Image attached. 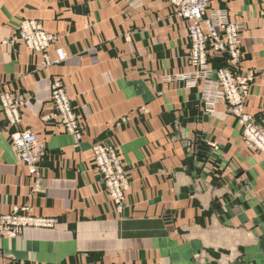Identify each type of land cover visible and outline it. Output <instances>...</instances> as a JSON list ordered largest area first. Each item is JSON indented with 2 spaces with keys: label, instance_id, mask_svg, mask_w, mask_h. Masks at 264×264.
Returning a JSON list of instances; mask_svg holds the SVG:
<instances>
[{
  "label": "crops",
  "instance_id": "crops-1",
  "mask_svg": "<svg viewBox=\"0 0 264 264\" xmlns=\"http://www.w3.org/2000/svg\"><path fill=\"white\" fill-rule=\"evenodd\" d=\"M215 10L244 28L239 73L255 78L246 111L264 127V0H213ZM29 20L52 36L50 59L59 47L67 52L62 64L45 68L41 55L14 41ZM187 27L166 0H0V216L27 206L31 216L57 221L1 238L0 264H264V162L244 148L225 105L207 114L202 83L189 89L178 79L194 72L183 62ZM56 79L78 116L80 141L55 117ZM3 94L23 101L19 127L1 108ZM17 130L43 147L34 173L11 149ZM112 138L132 185L121 215L93 161V147ZM184 141L205 165L194 157L183 165ZM210 143L248 165L226 168L215 183Z\"/></svg>",
  "mask_w": 264,
  "mask_h": 264
},
{
  "label": "built area",
  "instance_id": "built-area-1",
  "mask_svg": "<svg viewBox=\"0 0 264 264\" xmlns=\"http://www.w3.org/2000/svg\"><path fill=\"white\" fill-rule=\"evenodd\" d=\"M212 2L213 0H187L177 3L181 5L180 15L189 24L186 62L194 69V72L183 76L182 81L190 89H194L200 82L205 84V92L214 94L215 100L233 101L241 94H245L246 98L254 78L252 75L242 77L239 73L242 62L241 33L244 28L241 24L233 22L226 10L210 11ZM14 41L24 43L30 50L41 55L45 68L60 65L68 58V54L61 47L56 49L55 59L48 57L47 50L53 42L52 37L43 31L37 21H23ZM216 61L219 63L218 67L214 66ZM51 101L55 108V117L59 119L65 131L78 139L82 137L78 116L60 80L52 82ZM22 102V99L12 98L9 94L1 96V108L13 126L19 127L21 124L19 109ZM242 123L246 125L245 136L248 143L264 150V133L253 126L248 116H243ZM10 139L17 158L24 165L33 168L42 152L36 134L29 130H17L10 134ZM98 167L101 170L103 163L100 162ZM105 180L116 203H121L126 187L122 188L119 179ZM8 224L3 232L15 236L25 226L52 228L55 221L13 216L8 219Z\"/></svg>",
  "mask_w": 264,
  "mask_h": 264
},
{
  "label": "rangeland",
  "instance_id": "rangeland-1",
  "mask_svg": "<svg viewBox=\"0 0 264 264\" xmlns=\"http://www.w3.org/2000/svg\"><path fill=\"white\" fill-rule=\"evenodd\" d=\"M170 7L172 8V13L177 15L180 18H183L180 15V7L181 5H177L179 2H185L187 0H166ZM184 19V18H183ZM185 20V19H184ZM187 22V20H185ZM187 26H189L187 22ZM188 29V27H187ZM183 62L186 64V56L183 58ZM189 75V74H182L179 75L178 79L182 81L183 76ZM241 76V75H240ZM217 77H215L214 81H216ZM254 78V77H253ZM255 79V78H254ZM253 79V81H254ZM176 81L177 77H167L166 82H172ZM253 83V82H252ZM201 85V82L198 83V85L195 87H199ZM203 85V83H202ZM188 88V87H187ZM190 89V88H189ZM205 88V84L203 85V91H202V102H203V107L205 109V112L207 114H213L215 112L216 106L218 104H223L226 107V115L233 119L236 122V128H238L239 136L241 139V142L244 146V148L252 155V159L258 161V162H264V150L262 149H257L253 147V144H249L245 136V129L246 125L242 123L243 116H248L251 118L253 126L258 129L260 132L264 133V127L260 125L257 121V117L254 115H251L247 113V107H248V101L250 98V93L251 89H249L248 97L245 98V94L238 95L236 100L230 101L226 100L225 101H219L215 100L214 94H207ZM233 102V103H231ZM78 141L82 139L80 137H76ZM40 145V144H39ZM10 146H11V139H10ZM41 146V145H40ZM210 146L212 150L214 151V154L212 157L207 158V161L211 163V165H214V167L211 170V179L216 183L218 181H221L223 172H225L226 168L231 167V171L234 172L235 170L233 169L234 165H248L245 163V159L243 157L238 156L236 153L232 152V148H219L217 143H210ZM41 154L44 152L43 147ZM12 149V146H11ZM13 150V149H12ZM223 150V151H221ZM184 158H183V165H189V157H194V165H205L201 160L198 158L199 155L197 154V147L194 143L191 141H184ZM99 152V154H97ZM93 154H94V165L95 169L100 177V181L102 183L103 189L105 193L108 195V198L110 201L113 203L115 207L116 213L121 215L124 211V205L126 202V197L131 190V183H130V177H129V171L126 169L124 166V162L122 160V155L120 152V147L116 142V139L112 138L110 139V142L106 143H99L93 147ZM42 156V155H41ZM198 158V159H197ZM20 161V160H19ZM21 162V161H20ZM102 162L103 167L100 170L98 167V164ZM22 163V162H21ZM23 164V163H22ZM193 164V163H192ZM24 165V164H23ZM31 173L35 172V168L31 167L29 168L28 166L24 165ZM239 175V174H238ZM242 175V174H241ZM107 179H119V183L122 185V188L126 187L123 190V199L121 203L117 204L113 195L111 194V191L107 187V182L105 180ZM224 186H227L226 182H223ZM228 187V186H227ZM246 200H250V195H244ZM30 209L27 206H23L20 208H15L11 213L7 215H2L0 216V239L3 237H17L20 236L25 228H42V227H36V226H25L21 230L20 233H18L15 236H9L8 233L3 232V229L8 227V219L13 217V216H19L22 218H36V219H53L55 221V224L53 225L52 228H54L57 224L56 219L54 218H40V217H33L30 215ZM50 229V228H47ZM3 233V234H1Z\"/></svg>",
  "mask_w": 264,
  "mask_h": 264
},
{
  "label": "bare ground",
  "instance_id": "bare-ground-1",
  "mask_svg": "<svg viewBox=\"0 0 264 264\" xmlns=\"http://www.w3.org/2000/svg\"><path fill=\"white\" fill-rule=\"evenodd\" d=\"M29 21H36V20H29ZM38 22V21H37ZM40 23V22H39ZM41 24V23H40ZM42 26V25H41ZM19 29V28H18ZM42 29H43V27H42ZM43 31H44V29H43ZM45 32V31H44ZM46 33V32H45ZM48 34V33H47ZM48 35H50V34H48ZM51 36V35H50ZM52 37V36H51ZM19 43H21V44H23L25 47H27L24 43H22V42H19ZM28 48V47H27ZM29 49V48H28ZM66 52V51H65ZM67 53V52H66Z\"/></svg>",
  "mask_w": 264,
  "mask_h": 264
}]
</instances>
